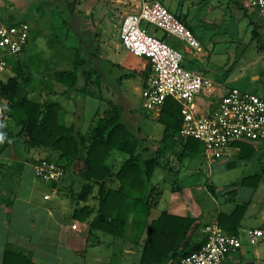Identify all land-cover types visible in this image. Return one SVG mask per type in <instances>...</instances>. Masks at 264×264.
<instances>
[{
	"label": "crops",
	"instance_id": "crops-1",
	"mask_svg": "<svg viewBox=\"0 0 264 264\" xmlns=\"http://www.w3.org/2000/svg\"><path fill=\"white\" fill-rule=\"evenodd\" d=\"M3 1L0 0V6ZM81 1L89 4V2L94 0ZM159 1L186 27L190 30L192 29L189 26L192 19L188 15V10L193 8L191 0ZM114 2L121 4L117 5V7L121 8L123 6V9L118 16L117 24L113 27L115 31L111 36L112 41L107 39L104 43L100 36L97 35V33L102 35L105 31L103 28H99L103 21L93 18L92 12L95 11L97 6L92 7L89 4L81 15L76 11L74 12V10L70 13V15L75 13L74 18L78 21L77 24L80 25L74 27L70 31V35L66 33V40H68L69 45L65 48H78L82 55L88 59V67L97 66L99 68L101 92L106 97L108 92L105 91V87H107L109 82H113L120 74H128V71H135L142 79L140 89L138 92L136 91L137 93L126 91L123 88L124 79L128 77L121 79L116 86L120 88L121 100L126 101L132 111H140V109L143 111L142 107H140V99L138 108L137 106L134 107L130 99L140 95V91L149 76L147 63L141 58L130 55L121 47L119 41V28L122 18L124 14L132 11L133 8L125 0H114ZM186 2L189 4L188 9L185 8ZM227 2V9L230 7L236 12L238 19L246 20L249 33H251L250 20H252V17L257 20L256 23L259 28L262 26V24H259L260 21L252 0H227ZM101 12H97L100 17ZM95 30L98 32L96 33ZM161 34L157 33L156 36ZM167 40L172 45H175L176 49L182 54L181 65L185 69L199 71L209 79L206 74L207 70H200L199 67L204 63L202 58L207 56L202 53V49L198 54H194L174 38L169 37ZM246 50L247 48L243 47L239 56L245 55ZM26 52L24 56H26ZM103 53L105 57L102 56ZM192 66L198 68H190ZM36 77L37 85H34L35 81L30 79V84L27 88V90H31L29 98L34 101L49 99L62 103L64 111L61 122L66 125L72 124L70 116H73L74 112L73 110H68L65 102L69 100L74 103V96L66 98V95H62L63 87L61 85L56 87V90L50 89L49 85V88L38 85V82L41 83L40 79L42 77L38 75ZM48 77L50 82L56 83L52 74ZM238 78V76L234 77L232 79L233 83ZM43 79L45 81L47 78ZM212 85L214 87L213 95L218 93L220 96L229 89L235 88H228L224 83L217 85L212 83ZM85 88L87 91L90 90L87 89V86ZM87 96H94L95 98L96 94L86 92L85 97ZM210 100L211 97L205 95L197 96L194 100V112L197 115L209 114L216 103V101L211 103ZM65 114L69 116L68 119H65ZM145 121L157 123V117L145 112L141 121V132L145 133L144 130L147 131L141 141V147L147 148L142 157H154L156 156L155 152L163 148V151L159 154V166L155 168L149 183L152 206L149 220L156 219L162 211L182 217L190 216L195 219V222L188 231L185 241L189 239L197 241L202 238L201 229L204 225L209 223L219 224V216H228L235 206H243L244 211L240 222L235 225L230 221V224L221 227L224 232L228 234L232 230L237 233V236H240L248 229H259L264 233V203H261L263 197L259 192L260 189L258 190L260 182L253 180L257 175H249L240 181L229 182L228 184L216 185L210 181L212 173L215 176L214 178H216V175H223L225 168L233 169L246 166L248 159L244 158V156L241 157L240 151L242 146L250 147V145L233 144L227 158L208 165L202 154H184L182 152L183 142L179 138L160 143L162 135L161 125L157 123L160 132L154 134L153 124L143 127ZM6 127L9 132L16 131V127L12 122L7 123ZM146 143L149 146H146ZM57 156V153H50L42 149L31 150L23 143L22 139H15L10 146L0 151V264L3 262L4 250L8 246L27 254L34 264H89L86 262L88 250H95L94 253L99 255L101 252L99 248L102 245L105 246L107 252L112 251L113 253L117 239H113L111 244L105 245L103 240L106 238L102 237L100 245H95L94 243L88 245V242H86L87 222H80L71 218V214L76 207L88 206L92 209L96 208V187L92 188L90 195L81 200L77 196L84 182L73 175L70 170L64 172L63 177L56 183H43L34 177L33 165L37 160L49 159L51 162H55ZM201 158L204 163H202ZM125 159L126 156L121 157L120 153L112 151L106 158V164L117 169ZM203 164L208 168L210 166V177L206 173L205 175L203 174ZM205 178L207 180L209 178L208 184L204 183ZM252 180L253 183L251 182ZM108 185L112 189H116L119 186L116 181H111ZM240 186L246 187L245 189L248 190L243 189L244 196L240 195L242 191L238 189ZM175 187L181 189L182 196L172 192ZM44 196H47V199H44ZM218 198L222 201L221 203L218 202ZM93 216L94 214L89 219ZM72 224H75V229L70 228ZM134 238L136 240L137 236L134 235ZM142 239L143 235L136 240L137 242L132 248L124 247V254L134 256V250L137 247L140 259ZM112 262V260H106L96 264H113ZM114 264H122V262L117 261ZM225 264H264V241L256 247H250L247 243H242L241 241L239 249L227 254Z\"/></svg>",
	"mask_w": 264,
	"mask_h": 264
},
{
	"label": "trees",
	"instance_id": "trees-1",
	"mask_svg": "<svg viewBox=\"0 0 264 264\" xmlns=\"http://www.w3.org/2000/svg\"><path fill=\"white\" fill-rule=\"evenodd\" d=\"M68 4L71 13L74 10V3ZM22 22L26 23L16 21L10 25ZM250 24L251 39H255L259 26L253 20H250ZM157 33L158 30L155 29L152 35L156 36ZM156 37L166 43L169 38L165 34ZM34 39L35 32L32 33L29 27V38L22 53L15 59H6L7 70L11 72V76L0 80V107L5 117L0 120V133L4 134V140L0 142V151L10 146L15 139H22L31 150L42 149L58 154L55 162L63 172L70 170L84 182L77 196L81 200L90 195L93 187L97 188L96 208L76 207L71 214L72 219L87 222L88 245L92 243L100 245L102 237L106 238L103 240L105 245L111 244L113 239L124 238L130 223L136 231L137 239L143 235L139 264H169L197 252L204 243L203 237L197 241L190 239L185 241L188 231L195 222L194 218L162 211L156 219L149 220L152 207L149 183L155 168L159 166V154L163 148L158 149L154 157H142L147 151V148L141 147L143 133L140 123L145 112L132 111L127 102L121 100L120 88L116 86L121 79L128 77V74H120L113 82L107 84L106 97L101 92L99 68L88 67V59L78 48H66L70 55L69 63L51 73L63 87L62 95H66V98L74 96V102H79L83 111L85 87L87 84H93L97 87L95 98L100 103L103 101L106 103L102 116L96 119L97 113L94 112L87 131L82 133L75 123L66 125L61 122L64 111L62 103L49 99L34 101L29 98L30 90L27 88L30 84L32 66L35 64L39 67L43 62L41 60L36 64L24 56ZM147 68L149 74L150 69ZM82 117L80 115L79 119ZM11 122L16 127L14 132H9L6 127V124ZM157 123L162 127L160 143L179 138L183 142L184 154H202V146L198 141L183 140L178 136L182 117L179 105L171 98H167L162 105ZM112 151L126 156L117 169L106 164V158ZM240 152L241 157L247 159L254 154L248 146H242ZM44 160L51 162L49 159ZM111 181H116L119 184L118 188L109 187L108 183ZM172 192L182 196L179 187L173 188ZM243 211V206H235L228 216H219L218 225L223 227L230 224V221L237 225L242 219ZM92 214L94 216L89 219ZM228 234L237 236L232 230ZM136 240L133 241L134 245ZM2 264L34 263L27 254L8 246L4 250Z\"/></svg>",
	"mask_w": 264,
	"mask_h": 264
},
{
	"label": "rangeland",
	"instance_id": "rangeland-1",
	"mask_svg": "<svg viewBox=\"0 0 264 264\" xmlns=\"http://www.w3.org/2000/svg\"><path fill=\"white\" fill-rule=\"evenodd\" d=\"M191 2L193 3V8L188 10V15L191 16L192 19L189 26L192 28L191 30L201 46L202 53L207 55L202 58L204 63L199 66L200 70L206 69L207 77L215 85L224 83L228 88L235 87L240 91L256 94L264 98V24L259 22L262 26H260L258 30V36L255 39H251V33H249V28L246 26V20L241 18L238 19L236 17V12L230 7L227 9V0H191ZM68 3H74V12H78L79 15L85 11L87 5L90 4L92 7L96 5L95 11L92 12L93 18L103 21V24L100 25L99 28H103L105 31L102 35H99L97 30L95 31L103 42L107 39L108 41H112L111 36L115 31L113 27L117 24L118 16L123 9V6L121 8L117 7V5L121 4H116L114 0H94L89 2V4L81 0H12L11 2L3 1V4H1L2 7L0 6V23L10 25L12 22L25 21L32 33L35 32V39L31 42V45L28 46V51L25 56L36 64L38 61L40 63V61L43 60V62L40 63L41 65H38L39 67H36L35 64L32 66L31 80L35 81L33 83L34 85H37L36 75H38L42 77V79H40L41 83L38 82V85L44 87H48L49 85L52 90H56V87H60L57 81H55L56 83L50 82L48 76H50L52 71L56 68H60L69 63L70 55L65 48L69 45L68 40H66V33L70 35V31L74 27L80 25L77 24L78 21L74 18L75 13L70 15ZM188 5V2H186V9H188ZM98 11H102L101 17L98 15ZM252 20L254 22L257 21L254 17H252ZM80 21L82 22V20ZM142 26L145 27L149 33L155 30V28L149 24L146 25L142 23ZM158 33L161 34L159 31ZM69 38L73 40L71 37ZM167 44L175 49L177 48L175 45H172L170 41H167ZM243 47L247 48L245 55L239 56ZM102 56L105 57V54L103 53ZM5 58L7 60L11 59L8 56ZM196 66L190 68L197 69L198 67ZM8 76H11L9 69L0 74V80H5ZM236 76L239 78L233 83L232 79ZM45 77L47 79L44 81L43 78ZM124 80L123 88L126 91L138 92L142 79L135 71H128V78ZM87 89H90L89 91L86 90L87 93L97 94L96 85L87 84ZM219 97L220 94H214L211 96L210 102H215ZM139 99L140 95L132 97L130 102L134 104V107L137 106L138 108ZM65 103L67 104L68 110H73L74 112V115L70 116L72 119L71 122L75 123V126L78 127L82 133L87 131L91 123V118L94 117V112L97 113V119L102 116L106 107L104 101L100 103L94 96L85 97L83 111L80 109L81 106L79 102L72 103L68 100ZM80 115L83 116L81 120H79ZM68 117L69 116L65 114V119H68ZM148 124H153L154 134L160 132L159 125L155 122L145 121L143 127H146ZM140 126L142 127L141 123ZM144 132L146 133L147 131L144 130ZM145 133H143L142 136H144ZM241 144L250 145L249 149L254 151L253 156L248 159L246 166L233 169L225 168L223 175H216V178H214L215 176L213 173L211 175L210 166L208 168L203 164V174L205 175L206 173L209 177L211 175L210 181L214 182L216 185L240 181L242 178L249 175H257L253 180L260 182L258 190L260 189L259 192L263 197L261 203H264V139L248 143L243 142ZM145 145L149 146L148 143ZM121 157L125 156L121 154ZM52 162L57 164L54 161ZM202 163L204 162L202 161ZM253 180L251 181L252 183ZM204 183L208 184L209 178L208 180L205 178ZM40 185L42 186V184ZM245 188L246 187L241 186L238 188L242 190L240 192L241 196H244L243 189L246 190ZM237 198L236 200H238ZM218 202L221 203L222 201L218 198ZM132 226L133 225L129 223L124 238L116 240L113 253L112 251L107 252L103 245L99 248L101 251L99 255L94 253L95 250L92 251L89 249L86 255V262L89 264H96L101 261L105 262L106 260H112L113 264L117 261L122 262V264H138L139 250L137 247L134 250V256L126 255L123 252L124 247L132 248L134 245L133 241L136 233ZM239 238L242 243H247L244 233L241 234Z\"/></svg>",
	"mask_w": 264,
	"mask_h": 264
},
{
	"label": "built area",
	"instance_id": "built-area-1",
	"mask_svg": "<svg viewBox=\"0 0 264 264\" xmlns=\"http://www.w3.org/2000/svg\"><path fill=\"white\" fill-rule=\"evenodd\" d=\"M125 1L133 10L122 18L120 45L133 57L145 60L150 69L140 91L142 109L158 117L167 98L175 101L182 117L178 136L183 140L198 141L202 146L203 159L208 165L227 158L233 144L263 140L264 98L231 88L216 100L209 114L197 115L194 112V100L199 95L213 96L211 81L199 71L185 69L181 65L182 54L149 33L142 23L174 38L194 54L201 51L198 40L159 0ZM252 2L259 21L264 24V0ZM28 38L27 24H0V74L7 71L5 57L17 58ZM4 118V111L0 107V120ZM33 174L43 183H56L64 172L57 164L40 159L33 165ZM70 228L75 229V224ZM201 234L204 243L197 252L169 264H225L227 254L241 247L239 236L225 233L217 223L204 225ZM244 235L247 244L252 247L264 241V233L259 229H248Z\"/></svg>",
	"mask_w": 264,
	"mask_h": 264
},
{
	"label": "clouds",
	"instance_id": "clouds-1",
	"mask_svg": "<svg viewBox=\"0 0 264 264\" xmlns=\"http://www.w3.org/2000/svg\"><path fill=\"white\" fill-rule=\"evenodd\" d=\"M3 140H4V134L0 133V142H3Z\"/></svg>",
	"mask_w": 264,
	"mask_h": 264
}]
</instances>
